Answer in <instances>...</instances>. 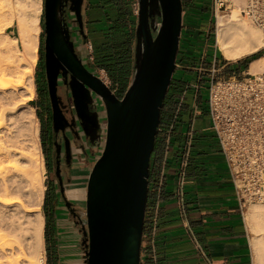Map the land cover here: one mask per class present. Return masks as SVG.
Instances as JSON below:
<instances>
[{"label": "water", "instance_id": "water-1", "mask_svg": "<svg viewBox=\"0 0 264 264\" xmlns=\"http://www.w3.org/2000/svg\"><path fill=\"white\" fill-rule=\"evenodd\" d=\"M62 14L61 0H45V49L49 67L56 55L75 73L76 69L81 70L78 72L86 76L85 83L104 101L108 119L105 147L87 184L86 262L141 264L151 157L164 100L178 68L183 2L138 0L134 71L122 97L82 65L68 42Z\"/></svg>", "mask_w": 264, "mask_h": 264}, {"label": "crops", "instance_id": "crops-1", "mask_svg": "<svg viewBox=\"0 0 264 264\" xmlns=\"http://www.w3.org/2000/svg\"><path fill=\"white\" fill-rule=\"evenodd\" d=\"M189 13L190 9L185 7L180 57L189 53L186 48L189 41L201 33L206 48L196 51L198 63L205 55L207 61L215 55L221 61V55L210 42L213 39L209 22L195 20ZM257 53L251 56L258 57ZM182 65L178 75L193 67L187 62ZM228 69L235 72L231 67ZM188 73L186 85L195 77L194 72ZM186 85L176 107L180 110L170 150L166 151L165 135L160 132L164 151L152 158L141 264H255L253 236L245 219L249 208L242 207L236 194L228 163L210 129L211 120L208 125L197 126L201 96L196 98L195 90L187 89ZM191 124L195 133L180 205L176 167L185 132Z\"/></svg>", "mask_w": 264, "mask_h": 264}, {"label": "flooded vegetation", "instance_id": "flooded-vegetation-1", "mask_svg": "<svg viewBox=\"0 0 264 264\" xmlns=\"http://www.w3.org/2000/svg\"><path fill=\"white\" fill-rule=\"evenodd\" d=\"M89 1L61 0L62 24L82 65L104 81L101 71L106 70L98 66L94 54L96 9L92 6L89 10ZM40 66V81L48 113L43 132L50 173L47 195L50 227L57 253L61 236L65 246L71 250L78 245L83 264H87V184L93 164L105 147L107 109L99 94L85 83L86 76L78 72L81 70L76 69L75 73L56 55L49 67L45 43ZM66 239L70 241L66 242ZM69 248L67 251H71ZM70 255L74 259L76 254Z\"/></svg>", "mask_w": 264, "mask_h": 264}, {"label": "rangeland", "instance_id": "rangeland-1", "mask_svg": "<svg viewBox=\"0 0 264 264\" xmlns=\"http://www.w3.org/2000/svg\"><path fill=\"white\" fill-rule=\"evenodd\" d=\"M123 2L127 10H129V12H132L134 14L135 26H136L138 0H123ZM207 2L208 3L206 5H208L209 10L208 13L204 15L207 18L206 20H202V21L209 22L210 34L213 39L210 40V42L214 44L213 48L214 49L216 48L217 52L218 50L221 52V50L218 48L217 45L218 23L220 19H218L217 21L215 17H212V13H213L212 0H207ZM40 6L42 8V12L40 16L41 28L37 33L36 43L35 40L32 39V37L29 39V41L27 40L28 42L22 41L20 26L18 25L17 21H14L9 26L4 22L0 23L2 28V30H0V36L4 38L3 35L7 34L12 39L10 43L5 42L3 43V45L0 46V167H1L0 173H2V175H0V179L3 180L6 179L7 182L9 180L10 183L12 182L11 184H14L11 186V184L8 182L9 185L12 187L11 189L13 190V192L16 190L14 192V195L18 191L19 194L17 193L16 195L19 196L17 198H20V202L24 201L23 204L25 206L28 203L26 207L30 206L32 210H35L33 209L35 208V206L36 209L40 207V213L43 216V222H44V226H43L44 229L42 233L43 248H41V250L42 249L43 250L41 251L42 253L41 264H53L55 260L57 261L56 264H83L82 255L78 250V245H75V249L71 250V247L69 248V246L68 247L65 246L63 242L64 238L59 236L60 244L58 246L59 252L57 253V251L55 250L56 247L54 245L56 241L55 242L53 241L54 237L52 231H50V243L49 241H47V230H50V225H49L50 219L47 212V195L50 186V173L47 165V153L44 144L43 129L48 113L46 110V101L40 81L42 76L40 65H41V60L44 51V43H45L44 42L45 41V30H44L45 0L40 1ZM230 11L231 9L225 13L226 14L225 17L231 15ZM241 18H242L241 20H243L244 23L247 24V26L249 25L257 28L246 18L244 17ZM196 20L199 21V19ZM32 34L33 33H31V35ZM134 34H135V27H134ZM32 36L34 37V35ZM263 38H264V34H263ZM201 43H202L201 46L202 48L204 42ZM35 44L37 45L38 48V57H37V62L34 66V73L32 76V81L34 85V87L32 88L29 85V76L27 75L28 74L27 67L30 66L31 55L33 53V49L35 48ZM203 48L205 49L206 47ZM257 52L259 57H264V51L262 48ZM251 55L246 56L241 60H244L250 57ZM238 61L239 60L236 61L227 60L224 58L222 54L221 62L219 64L220 65L219 69L221 71L220 74L221 75L233 74V72L228 69L229 67H231L236 73L240 72L241 70L249 71L250 65L246 69L245 68L241 69V66L239 65L236 67V63H238ZM179 64L180 65L178 66L177 70L183 67L181 63ZM190 66L192 67L193 65ZM190 70L188 69V71ZM101 75L104 81L106 82V84L110 86L114 92H116L115 87H117V85L111 79L109 74L106 71H101ZM208 86H209V82L206 81L202 83V89L200 94L201 104L198 113L199 121L197 123V126L210 124V117L207 113V105H206V99L208 96ZM187 100L189 101V98ZM183 109L185 108L183 107ZM5 175L6 177H4ZM40 191H41V196H40ZM28 196L30 197L28 198ZM39 199L41 200L40 204H39ZM26 200H29V202L27 201L26 203L25 202ZM32 204L33 205L35 204V206L32 207ZM255 204H259V203H253L249 207H252ZM37 205L39 206L37 207ZM260 205H264V203H260ZM65 241L68 242L70 240L66 239ZM49 244L53 245L51 248L52 250L50 249ZM67 248H69L71 251L69 250L67 251ZM54 251L55 253L51 254ZM71 253L76 254L74 259L73 257H71L70 255ZM55 256H57V259L55 258ZM0 261L2 262V260Z\"/></svg>", "mask_w": 264, "mask_h": 264}, {"label": "built area", "instance_id": "built-area-1", "mask_svg": "<svg viewBox=\"0 0 264 264\" xmlns=\"http://www.w3.org/2000/svg\"><path fill=\"white\" fill-rule=\"evenodd\" d=\"M235 5H238L241 16L264 34V0H212V17L218 21L219 15H225ZM89 49L92 51L90 44ZM262 49L264 51V46ZM206 56L197 66L190 68L195 77L186 88H193L197 98L201 94L202 83L209 82L206 105L210 129L218 138L236 194L242 207L246 208L252 202H264V71L250 73L241 70L221 75V61L216 55L207 61ZM179 110L175 111L167 127H159V132L165 135L166 151L170 150ZM194 133V125L191 124L178 155L176 184L180 205Z\"/></svg>", "mask_w": 264, "mask_h": 264}, {"label": "bare ground", "instance_id": "bare-ground-1", "mask_svg": "<svg viewBox=\"0 0 264 264\" xmlns=\"http://www.w3.org/2000/svg\"><path fill=\"white\" fill-rule=\"evenodd\" d=\"M40 1L41 0H0V23L4 22L9 26L14 21H17L20 26L22 41H29L32 37L36 43L37 33L41 28L40 16L42 8L40 6ZM230 12V16L225 17V14L219 15L218 17L220 20L218 23L217 45L225 59L236 61L259 51L264 46V38L263 32L256 25L253 24L260 31L253 26H247V24L241 20L242 16L238 5L232 7ZM0 30H2L1 24ZM31 33H33L32 35H34V37ZM3 36L4 38L0 36V46L5 42L10 43V41H12L7 34ZM37 57L38 48L35 44V48L31 55L30 66L27 67L29 85L32 88L34 87L32 76ZM263 71L264 57L253 62L249 70L250 73H259ZM0 175H2V173H0ZM4 177H6V175ZM8 182L6 179H0V260H2L0 263L41 264L44 222L43 216L40 213V207L36 209L35 204H32V207L35 206V208H33L35 210H32L30 206L26 207L28 205L27 201L29 202V200L25 201L27 203L26 206L23 204L24 201H21V203L20 198H17L19 196L16 195L18 191L14 195L16 190L13 192L11 189V186L14 184L9 182L11 184L10 186ZM29 197L30 196H28V198ZM40 201L39 199V204ZM253 203L259 204L249 207ZM260 203L264 202L250 203L246 207V209L249 207V210L245 217L248 228L253 236L252 243L255 264H264V205H260ZM38 206L39 205H37V207Z\"/></svg>", "mask_w": 264, "mask_h": 264}, {"label": "trees", "instance_id": "trees-1", "mask_svg": "<svg viewBox=\"0 0 264 264\" xmlns=\"http://www.w3.org/2000/svg\"><path fill=\"white\" fill-rule=\"evenodd\" d=\"M182 2L183 9L185 7L187 9L189 8L191 11L189 14L193 17V19H199V21L206 20L207 17L204 15L208 13L209 10L208 5H206L208 3L207 0H182ZM123 3V0L89 1V10H92V6L96 9V12H94L96 17L95 22L97 23L94 35V54L96 56V61L99 67L105 68L106 72L117 85V87H115V94L119 97H122L125 94L133 76L135 47L134 27L136 28L134 14L129 12ZM200 34L201 33H198L195 39L189 41L186 47L187 52L189 53L184 55L185 57H180L182 46L181 39L177 63L185 64V62H187L192 65L198 63V57L195 53L202 46L201 42L203 41L200 38ZM218 53L222 55L219 50ZM258 57L254 55L244 60H239L238 63H236V67L239 65L241 66V69H246L250 63H252L254 59L257 60ZM187 73L190 75L191 70L188 71V69L185 68L180 75H178V70L174 73L162 107L160 127H167L171 122L180 96L185 89V76ZM161 135L162 134H160V132L157 135L155 148L151 157V164L152 158H154L155 155L161 156L163 154L164 137ZM148 204L149 198L147 207ZM50 231H52L51 227L50 230H47V241H49V243ZM52 246V244H49L50 249ZM54 253L55 251L51 254ZM55 258L57 259V256H55ZM56 262L57 261L55 260L53 264H56Z\"/></svg>", "mask_w": 264, "mask_h": 264}]
</instances>
